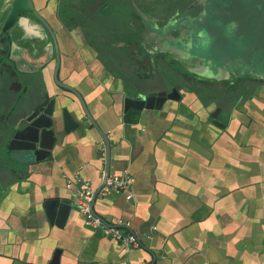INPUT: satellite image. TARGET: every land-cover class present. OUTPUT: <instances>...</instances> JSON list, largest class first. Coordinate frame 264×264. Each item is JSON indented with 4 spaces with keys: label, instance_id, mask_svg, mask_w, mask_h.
<instances>
[{
    "label": "crops",
    "instance_id": "1",
    "mask_svg": "<svg viewBox=\"0 0 264 264\" xmlns=\"http://www.w3.org/2000/svg\"><path fill=\"white\" fill-rule=\"evenodd\" d=\"M53 1L38 3L47 14ZM11 4L0 0V264H264V82L235 106L222 104L220 125L210 116L223 101L213 92L201 96L185 80L168 86L177 92L161 108L125 112L128 66L98 61L79 28L58 34L59 21L48 12L59 41V79L82 94L96 127L77 95L57 82L56 48L41 22L22 16L2 36ZM123 9L126 23L130 6ZM143 38L150 48L157 37L148 31ZM188 44L156 53L176 52L200 71L207 64L188 54ZM203 76L211 90L224 91L217 79L234 73ZM47 98L81 125L67 132L61 120L50 154L18 163L2 134ZM106 138L110 173L135 181L129 192L98 196L93 209L111 224L122 220L121 230L138 238L136 248L89 226L67 184L79 174L96 191L104 185Z\"/></svg>",
    "mask_w": 264,
    "mask_h": 264
},
{
    "label": "flooded vegetation",
    "instance_id": "2",
    "mask_svg": "<svg viewBox=\"0 0 264 264\" xmlns=\"http://www.w3.org/2000/svg\"><path fill=\"white\" fill-rule=\"evenodd\" d=\"M33 1L45 18L49 12L52 18L59 21L58 34L79 28L87 33L86 43L94 49L98 61L103 64L122 63L128 66L124 74L128 91L131 93H171L175 89L172 87L168 90L171 79L178 82L185 80L196 86L205 82L204 76L195 73L197 70L190 66L192 61L188 58L182 60L176 52L173 55L156 52L161 47L169 46L174 50L189 43L185 50L191 51L192 53L188 54L194 56L201 29L199 17L205 11L208 0H56L53 1L55 5L48 4L50 10L47 14L44 12L47 10L40 7L38 0ZM124 5L130 6L132 18L126 23H121L122 13L126 17ZM22 16L37 20L33 15H21L18 21ZM10 29L2 32V36L7 35ZM54 31L56 32L55 29ZM148 31L157 37L150 48L146 45L145 38L140 39V36ZM234 66L236 65H231ZM243 71V68H237L236 75L217 79L224 85V91L212 90L223 101L220 104L218 102L216 106L221 108L220 113L224 108L222 104L234 102L235 106L239 96L258 90L259 82H264L259 79L262 77ZM171 72L173 75H168ZM172 83L173 86L177 84ZM152 84L164 87L154 89Z\"/></svg>",
    "mask_w": 264,
    "mask_h": 264
},
{
    "label": "water",
    "instance_id": "3",
    "mask_svg": "<svg viewBox=\"0 0 264 264\" xmlns=\"http://www.w3.org/2000/svg\"><path fill=\"white\" fill-rule=\"evenodd\" d=\"M203 1V0H202ZM207 1V0H206ZM206 2V8L203 14L200 15V24L201 29L198 35V44L197 49L201 48V52L196 51V55L203 58L206 66H203L200 71H197L200 74L208 75L213 78H222L223 75L231 74V72L236 75L237 68H243L245 72H250L252 74L258 75L264 78V61L257 62L255 56H257V51L253 49L251 51V62L249 58L243 57L241 54L237 55L235 59L228 56V53L238 54L239 52L228 43V38H223L224 40L220 43H216L218 50H213L214 58L207 57L203 55L202 49L205 47V44L208 42V38L212 35L215 39L219 37L220 30H217L216 27L222 28L221 25L218 26L217 21L225 20L230 22V18H225L227 15L224 12H229V9H232L234 4L233 0H208ZM261 0L251 1L252 6L258 8L259 10H264L263 3ZM243 3V2H242ZM245 3V2H244ZM249 5V4H248ZM247 4L244 6L249 7ZM229 7V8H228ZM228 9V10H227ZM21 15H33L42 25L50 32L53 37L55 48H56V66H55V78L60 86L69 89L74 92L79 98L82 108L85 112L86 117L94 124L97 125L93 116L91 115L87 104L84 100L82 94L70 85H66L59 79V68L61 62L60 48L58 45V40L55 34L52 25L48 20L38 11L33 0H12L11 8L7 14L5 23L2 28V32H7L19 19ZM256 19V18H255ZM260 19V18H258ZM257 20V19H256ZM256 22V21H255ZM254 22V24H255ZM236 32V31H235ZM243 42V41H240ZM233 50L235 53H233ZM250 52V49L248 50ZM244 53V52H242ZM231 65H236L231 67ZM209 66V67H208ZM239 66V67H238ZM234 69L233 71L231 69ZM228 69V70H227ZM225 71V73H223ZM230 71V72H229ZM243 71V72H244ZM177 90L173 89L171 93L168 92H149V93H123L122 101L125 106V112H128L130 109L137 111H143L145 109H158L161 108L163 103L169 97H174ZM58 104L56 103L55 98L48 100H43L40 102L35 109L28 115V117L23 121L22 124L13 127L7 128L3 135L4 140L7 142V150L14 160L18 163H28L30 161L40 160L48 156L51 152L54 142L57 139V135L61 133V120L65 126V131L68 132L70 127H78L81 125V120L77 119V116L74 112L70 111L68 107H63L62 116L59 114ZM221 108H216L210 116V120L215 124L220 125L219 122V113ZM97 127V126H96ZM106 137V136H105ZM106 147L108 150V157L106 158L107 174H110V152H109V140L106 138ZM107 152V151H106ZM105 176V177H106ZM102 188V187H101ZM99 188L95 192L94 203L98 197ZM70 205L64 206L65 215L67 211L70 210ZM59 254V252H58ZM57 254V255H58Z\"/></svg>",
    "mask_w": 264,
    "mask_h": 264
},
{
    "label": "rangeland",
    "instance_id": "4",
    "mask_svg": "<svg viewBox=\"0 0 264 264\" xmlns=\"http://www.w3.org/2000/svg\"><path fill=\"white\" fill-rule=\"evenodd\" d=\"M251 1L253 0L232 1V4H234L233 8L229 10L227 9L229 12H224V14L227 15L225 18H230L231 21L230 22H226L225 20H222V22H220L219 20L217 21L218 26L219 25L222 26V28L216 27L217 30L221 31L219 32L220 33L219 37L215 39L212 35H210V38H208L209 39L208 42L205 44V47H203L202 49L203 55L215 59L213 55V50L214 51L218 50L216 43L222 42L224 40L223 38H228L229 39L228 43H231V45L236 49V51L239 52L238 54L228 53V56L235 59L237 55L241 54L246 59L248 57L249 62H251L252 61L250 58L251 51L255 49L257 51L256 52L257 56H255V59L257 60V62L263 63L264 10L261 9L259 10L258 8L252 6L253 2L251 3ZM260 2L263 3L264 5V0H261ZM1 4L3 3L1 2ZM244 4L247 5L249 4L248 5L249 7L244 6ZM249 49L250 52L248 51ZM197 51L201 52V48H198ZM233 53H235L234 50ZM168 75L171 76L173 74L171 72ZM171 81L176 83L178 82L174 79H171ZM172 82H170L171 86H173ZM194 87L201 96L202 95L209 96V94H212V90L209 84H199L198 86L194 85Z\"/></svg>",
    "mask_w": 264,
    "mask_h": 264
},
{
    "label": "built area",
    "instance_id": "5",
    "mask_svg": "<svg viewBox=\"0 0 264 264\" xmlns=\"http://www.w3.org/2000/svg\"><path fill=\"white\" fill-rule=\"evenodd\" d=\"M134 181V177L129 173H110L105 177V183L98 192V196L105 197L110 194L129 192ZM67 184L68 187H74L78 192L77 208L84 215L85 221L89 226L100 229L104 234L120 241L126 248L130 249L140 246L138 238L133 233H125L121 230L122 220H119L116 224H111L94 211L93 201L96 190L88 178L76 174L68 179ZM127 197L131 198V194H128ZM139 264L149 263L142 261Z\"/></svg>",
    "mask_w": 264,
    "mask_h": 264
},
{
    "label": "trees",
    "instance_id": "6",
    "mask_svg": "<svg viewBox=\"0 0 264 264\" xmlns=\"http://www.w3.org/2000/svg\"><path fill=\"white\" fill-rule=\"evenodd\" d=\"M259 79L264 81V78H259ZM257 87H259V86H257Z\"/></svg>",
    "mask_w": 264,
    "mask_h": 264
}]
</instances>
